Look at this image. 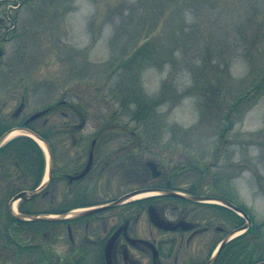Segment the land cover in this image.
Wrapping results in <instances>:
<instances>
[{
    "label": "rangeland",
    "instance_id": "1",
    "mask_svg": "<svg viewBox=\"0 0 264 264\" xmlns=\"http://www.w3.org/2000/svg\"><path fill=\"white\" fill-rule=\"evenodd\" d=\"M0 54V127L51 107L31 126L52 146L79 145L85 161L96 138L97 151L115 157L105 174L77 186L100 192L93 200L144 186L151 160L174 185L243 207L264 239V0H0ZM70 128L78 129L77 141L62 131ZM33 157L0 151V231H13L7 221L15 194L32 192L42 177ZM58 202L51 182L25 206L56 215ZM184 209L211 227L195 244L206 262L229 233L216 227L233 230L235 215L208 203ZM54 230L49 222L28 225L8 246L0 236V264H68L80 254L86 264H104L96 245L73 246L67 228L60 236ZM99 230L93 224L91 234ZM192 246L180 247L176 262L165 243L161 263L192 264Z\"/></svg>",
    "mask_w": 264,
    "mask_h": 264
},
{
    "label": "flooded vegetation",
    "instance_id": "2",
    "mask_svg": "<svg viewBox=\"0 0 264 264\" xmlns=\"http://www.w3.org/2000/svg\"><path fill=\"white\" fill-rule=\"evenodd\" d=\"M50 110L51 107L49 111ZM20 114L21 112L17 111L16 115ZM25 121L26 120H24L22 124H24ZM62 131L72 133L69 139L71 141H77V135L75 133L78 132V129L70 128ZM72 148H76V154ZM79 148V145H53L54 162L57 166L53 169L52 182L54 184V196L56 199H59L58 208L55 212L61 214L80 207L106 204L109 207L93 214L77 217L73 220L56 221L54 230L56 235L60 236L62 229L67 228L73 246H78V244L79 246H86L87 243L96 245L101 251L105 264L106 260L104 257V251L108 241L114 233H117V237L112 252L113 264H143V259L145 260L147 258L148 264H162L161 260L165 243L171 245L168 257L174 255L176 262L179 261V248L184 244L187 246L193 244L192 252L194 253L195 251L198 254H196V259L193 258L194 260L191 263H205V260H203L204 257L199 259L203 256V252H201V250H199V252L195 247L198 245L197 241L203 234L208 233L211 227L209 225L205 226L201 222L198 213H192L191 210L188 211L187 209H184L185 206L193 207L195 204L205 203L191 198V196L201 195L196 188H185L183 186L174 185L171 182V179L164 176L159 165L158 169L160 173L155 176L153 171L146 164L147 168L150 169L149 181H147L144 186L132 191L145 190V192H150L154 189L175 190L181 192L183 195L185 194V196L162 192L130 198L124 201L121 200L123 196L132 192L130 191L122 196L118 195L116 197H111L110 199L102 200L99 198L98 200H93V195H101V193H94L93 189L86 184L82 187L77 186L87 180L105 174L110 167L109 165L114 162L112 160L115 157H112V160L110 161L107 154H100L97 151L98 145L96 138L89 147L87 159L85 161H83V155L77 154ZM67 160L73 161L74 166L70 168L69 166L63 165ZM116 160H119V166L120 155ZM152 177H154L153 180H155V182L151 180ZM64 183L65 186L62 189L63 197L61 199L62 193L60 191L57 192V189H61V184ZM84 194H91V196L85 197ZM81 196L84 198L80 199ZM211 206L221 209L220 205ZM168 211L176 214L168 215ZM151 212L156 213L160 219L169 221L171 224L176 225V227L174 229H165L158 226L152 220ZM110 218L114 220L111 224L109 222ZM229 220V223L233 226L232 229L243 224V222L236 224L235 220ZM93 224H99V227L102 228L103 231H100V229L97 231L98 233L95 232L98 235H92L91 227ZM156 230H159L165 235L168 233L173 234L166 239L157 238L154 237V234L157 233ZM216 230L218 232H229L225 227L220 225L216 227ZM80 232H83L82 236ZM218 241L220 242L221 239ZM216 245H214L212 250L215 249ZM155 250H157L156 257Z\"/></svg>",
    "mask_w": 264,
    "mask_h": 264
},
{
    "label": "trees",
    "instance_id": "3",
    "mask_svg": "<svg viewBox=\"0 0 264 264\" xmlns=\"http://www.w3.org/2000/svg\"><path fill=\"white\" fill-rule=\"evenodd\" d=\"M4 131L3 128L0 129V134ZM42 134V133H41ZM47 138L46 135L42 134ZM12 148L15 153L22 155H32L39 156V161L41 165L39 166V171L44 172L45 167V156L43 150L39 146V144L30 136L20 135L10 142H8L0 151ZM34 158V157H33ZM43 163H42V160ZM43 168V170H42ZM24 204L21 206V210L24 212H29L27 206ZM10 214V212H9ZM235 222L240 220L239 216L235 215ZM8 227L11 226L12 232L10 229L6 231H0L1 239L4 240V243L8 246L9 243H14V235L21 234L25 231L26 227L31 224L44 225L47 222L43 221H26L18 219L10 214V218L7 221ZM50 224V223H49ZM14 226V227H13ZM46 236V234H45ZM263 238V237H262ZM18 246V245H17ZM42 246L37 244L35 246H24L19 245V251H35V249H39ZM44 261L39 262L38 264H62L59 260L53 261L52 258H44ZM264 260V239H261V230L256 225H252L245 233L239 235L238 237L232 239L230 242L226 244L224 249L221 251L219 257L213 264H256L257 262ZM68 264H86L84 262V256L80 254L75 261H72Z\"/></svg>",
    "mask_w": 264,
    "mask_h": 264
},
{
    "label": "water",
    "instance_id": "4",
    "mask_svg": "<svg viewBox=\"0 0 264 264\" xmlns=\"http://www.w3.org/2000/svg\"><path fill=\"white\" fill-rule=\"evenodd\" d=\"M47 110H43L40 112H37L35 114H33L28 121H31L35 118H37L38 116H40L41 114H44ZM14 130H23L25 131V134L31 135L33 138H35L37 141L38 139H41L45 142L46 144V148L49 154V173H48V179L44 180L40 186L38 188H36L35 190H33L32 192H28L27 190H23L19 193H17L11 200L10 202V210H11V214L19 219H24V220H46V221H54V220H70V219H74L76 217H80L83 215H87L90 213H94L96 211H100L103 210L107 207H109L108 205L106 206H98V207H92V208H88V209H84L81 211H71L66 215L63 216H56V215H40V214H25L22 213L20 211H17L14 209V203L18 200H23V199H31L35 196H37L40 192H42L49 184L50 179L52 177V172H53V165H54V159H53V153H52V149L51 146L49 144V142L44 139L40 134H38L36 131L27 128V127H18V128H14L11 129L9 131H7L6 133H4L1 137H0V147L5 143L8 135L13 132ZM38 138V139H37ZM40 144V143H39ZM147 165L152 168V170L154 171L155 175H158L160 171H158L157 169V164L154 161H148ZM159 190L161 192H166V193H170L172 195H182L185 196L177 191L174 190H161V189H156ZM145 190H136V191H132L129 194H126L125 196H123L121 198V200L130 198L140 192H143ZM192 199L195 200H199V201H205V202H209V201H217L220 204H223L229 208H231L232 210L236 211L237 213L241 214L242 216H244L247 219V222L234 229L233 231H231L229 234L226 235V237L221 241V243L219 244V246L217 247V249L214 251L213 255L209 258V260L205 263V264H213L216 259L218 258V256L220 255L222 249L225 247V245L234 237L238 236L239 234H241L243 231L247 230L251 225H252V219L249 216V214L240 206L236 205L235 203L231 202L230 200L223 198V197H216V196H208V195H199V196H191ZM118 203V202H116ZM115 205V203H114ZM151 218L152 220L160 227H163L165 229H174L176 227V225L171 224L169 221L166 220H162L160 219V217L154 213L151 212ZM117 234H114L111 239L109 240L106 250H105V255H106V259L108 264H113V260H112V252H113V247L115 244V240H116ZM157 254V250H155V257ZM257 264H264V261H261Z\"/></svg>",
    "mask_w": 264,
    "mask_h": 264
},
{
    "label": "bare ground",
    "instance_id": "5",
    "mask_svg": "<svg viewBox=\"0 0 264 264\" xmlns=\"http://www.w3.org/2000/svg\"><path fill=\"white\" fill-rule=\"evenodd\" d=\"M19 132H21V130H14L13 132H11L9 135H8V137H7V139H9L10 137H12L13 135H15V134H18ZM38 139V138H37ZM38 141H39V143L47 150V148H46V144H45V142L43 141V140H41V139H38ZM47 176H46V178H45V180H47ZM153 193H155V192H143V193H140V194H138V195H136L134 198H136V197H141V196H146V195H150V194H153ZM17 202H15L14 203V209L15 210H17Z\"/></svg>",
    "mask_w": 264,
    "mask_h": 264
}]
</instances>
